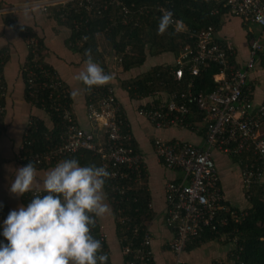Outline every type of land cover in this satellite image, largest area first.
I'll list each match as a JSON object with an SVG mask.
<instances>
[{
  "label": "built area",
  "instance_id": "2783aa9c",
  "mask_svg": "<svg viewBox=\"0 0 264 264\" xmlns=\"http://www.w3.org/2000/svg\"><path fill=\"white\" fill-rule=\"evenodd\" d=\"M115 1L121 8L120 18L122 23L130 21L132 10L120 0ZM230 9V13L244 20L249 19L264 28V0H220ZM103 0H36L29 1L16 7L4 8L3 12H13L17 9H40L43 12L53 8L58 13V18L64 20L72 9L84 8L87 11L96 10L98 3ZM98 5V9H99ZM103 7H107V3ZM78 9V10H77ZM158 11L162 20L171 24L177 30H183L185 25L177 20L170 9L159 5ZM146 8L141 7L138 14H143ZM87 21V18H86ZM76 30H79L81 21H73ZM70 30V29H69ZM189 36L195 39L194 45L185 46L179 58L174 75L177 80L184 76V65L189 66L190 74L197 76L203 68L215 63L220 70L214 75L218 86L211 92L188 91L180 94L173 93L167 101L154 102L152 106H141L138 113L147 118L157 128H170L175 126L191 127L192 123L187 118L194 113V107L203 114L206 125L205 145H195L181 139L157 138L153 142V151L158 156L161 164L168 170L181 172L179 178L169 179L165 184V223L173 231V239L169 249L173 255L172 264H189L184 261L183 254L187 246L196 239H201L210 233L217 239L227 240L232 245L231 259L233 264H246L240 260L243 246L239 242L237 228L221 232L222 228L229 225L228 215L238 222L246 216L247 212L237 214V209L226 204L214 152H222L232 156H240L244 152L251 153L252 158L242 162L240 176L245 196L249 199L255 186L264 185V135L261 132L264 126V97L255 105L251 91L247 88V79L256 66V56L264 52V38L262 36L252 40L248 59L244 67H238L231 61L235 50L230 42H218L212 27L204 30H191ZM28 49L32 47L33 65L24 68L27 73L28 102L46 111L49 108L58 113L60 120L50 128L57 127L58 141L47 150L30 152L18 157L19 161L29 160L37 167L46 164L52 165L68 155L81 150H90L101 158V164L96 168V173L107 181V187L112 192L117 190L124 193L128 187L124 180L135 174V182L146 175L145 155L137 150L133 144L134 139L130 124L125 117L123 108L118 100L115 87L112 84H99L90 80L88 100L86 102V119L89 128L82 127L73 115L72 108L63 100L60 89L63 81L58 71L53 67H46L42 59L39 62L41 49L36 39L27 35L25 37ZM88 37L84 34L76 38L73 43L82 46ZM38 69L37 74L32 69ZM38 74L42 75L37 81ZM44 92H47V96ZM3 94L0 85V96ZM0 110H3L0 107ZM39 118L31 116L25 130L24 137L18 148V154L25 150L31 142L27 137L32 129L37 128ZM130 189V188H128ZM26 196L31 207L39 206L43 211L46 222L62 221L71 207L79 209L78 218L72 220V233L66 242L70 248L78 251V244H84L92 252H96L93 242V224L99 229L95 206H88L85 198H80L78 191L74 199H70L60 190L34 189ZM55 198L52 202L50 198ZM37 206H36V204ZM71 203L74 205L71 206ZM130 218H120V223L126 225ZM82 227L84 231L80 230ZM128 228V227H127ZM139 234L138 226L133 235L120 236L122 251L129 255L127 264L154 263L152 248L153 233L145 227ZM65 238V235H62ZM30 238L21 234L16 240L17 249L13 258L21 264L24 257L29 254ZM99 240L104 241L105 236L100 231ZM89 252H85L82 260H87ZM94 258V256H93ZM217 264H222L216 259Z\"/></svg>",
  "mask_w": 264,
  "mask_h": 264
},
{
  "label": "crops",
  "instance_id": "0c3cea01",
  "mask_svg": "<svg viewBox=\"0 0 264 264\" xmlns=\"http://www.w3.org/2000/svg\"><path fill=\"white\" fill-rule=\"evenodd\" d=\"M29 1L36 0H0V58L2 59L0 83L3 89V94L0 96L3 103L0 105L3 108L0 110V208L2 211L0 234L4 235L15 226L22 225L27 226L34 235V246L22 259L21 264H85L86 260H82L74 249L61 242L59 237L65 226L49 224L43 214L38 212L36 207L25 203L23 198L24 193L40 189L60 190L70 199H74L81 190L91 197L101 225L99 233L101 231L105 236V240L102 241L105 247L102 248L101 243L96 247L97 260L104 264H127L119 239L125 225L120 223V218L118 220L115 218L104 180L95 172L96 170L87 167L84 161L83 164L78 162L80 158L77 156L64 158L44 168L29 167L18 160V148L29 118L35 116L44 120L50 127L52 121L47 111L29 103L26 97L22 71L28 58L29 49L25 37L29 33L24 32L22 35L13 25V21L17 26L30 27L34 35L42 41V58L61 76L64 91L70 93L72 112L82 127H90L86 119L88 82L95 80L99 84L108 83L115 87L137 148L145 155V183L153 211L145 222L146 227L153 233L154 264H172L173 255L169 243L174 234L165 223V184L169 179L179 178L181 172L168 170L161 164L153 151V142L157 138L181 139L204 146L206 125L204 121H194L191 127L157 128L138 113V108L152 105L158 100L167 101L173 93L155 87L146 95L132 94L122 84L123 81L135 78L154 66L173 64L177 58L172 53L149 55L141 66L124 71L121 66L114 67V54H107L112 49L101 36L99 49L104 52L110 69L108 74H105L98 62L85 59L83 54L69 46L67 38L70 37V30L57 18L53 8L47 12L40 9L20 8L13 12L1 13L4 8L16 7ZM243 21L244 19L240 17L227 14L222 28L217 32L219 38L225 43L230 42L233 46L235 50L233 57L239 67H244L249 56V39ZM250 30L264 38L263 27L255 30L250 26ZM258 59L247 79V88L251 91L255 105H258L264 97V67ZM261 132L264 135V126ZM246 153L248 154L244 152L242 155ZM242 155L232 156L214 152L224 197L226 202L236 209L249 206L240 176V167L244 159ZM231 250L232 245L223 239L215 237L201 239L200 242L186 249L183 259L189 264H217L216 259L222 264H233Z\"/></svg>",
  "mask_w": 264,
  "mask_h": 264
},
{
  "label": "trees",
  "instance_id": "16d2710c",
  "mask_svg": "<svg viewBox=\"0 0 264 264\" xmlns=\"http://www.w3.org/2000/svg\"><path fill=\"white\" fill-rule=\"evenodd\" d=\"M122 4L127 5L131 10L130 21L126 24L122 23L120 18L121 7L112 0H103L99 2L100 6L96 5L97 9H92L87 11L86 9L78 8L76 11L72 9L69 15L61 20L57 18L70 29V37L67 38L69 46L83 54V57L87 60H93L98 62L105 74H108L109 64L105 60V54L99 49L100 37L103 38L107 45L112 49L111 52L107 54H114V67L121 66L124 71H129L134 67L141 66L147 56H159L163 53H172L176 58H179L185 46L188 44H193L195 39L189 36V31L204 30L212 27L214 30V35L218 42L225 43L224 40L217 36V32L222 28L225 22V16L230 13V9L224 5L222 1L219 0H120ZM107 3V7H103ZM162 5L167 9H170L175 18L185 25V28L177 30L171 24L162 20L158 11V6ZM141 7H145L146 10L143 14H138L137 11ZM54 10V9H53ZM55 11V10H54ZM87 18V21H86ZM13 20V18H8ZM81 21L79 30H76L73 21ZM16 29L23 35L24 32L29 33L30 37H33L37 41V45L41 49L42 41L38 39L32 32L30 27L27 26H17L12 21ZM252 22L249 19L243 21V25L246 27L247 36L249 41V51L251 47V42L253 38L259 37V33L252 32L250 30V24ZM254 23V22H253ZM88 37L87 41L82 46H76V38H80L82 35ZM258 34V35H257ZM262 34V33H261ZM234 56V55H233ZM231 57V61L235 62V57ZM32 47L30 46L28 52V58L26 61V67H31L33 65ZM262 66L264 67V52H259L256 56ZM42 54H40L39 62L42 63ZM256 59V60H257ZM2 59L0 58V66ZM238 66V63H236ZM46 67H50L46 64ZM239 67V66H238ZM177 65L166 64L154 66L149 71L140 74L135 78H131L123 81V87L132 94L146 95L149 94L155 87L164 90L167 93L188 91H204L209 93L213 91L217 86V82L214 80V75L219 72V65L212 63L208 67L203 68L201 73L197 76H192L190 74L189 66L184 65V76L182 79L177 80L174 71ZM37 74L38 69L32 68ZM23 77L25 81V94L28 98V87L26 84L27 73L23 68ZM37 81H41L42 75L38 74ZM1 85V83H0ZM89 89V83L87 85ZM65 88H61L60 92L62 94L63 100H65L69 107H71V97L70 93L64 91ZM47 96V92H44ZM0 105H3L2 98H0ZM152 106V105H149ZM1 107V106H0ZM38 107V106H37ZM194 113L191 114L187 121L193 123L194 121H203V114L193 106ZM46 111L50 116V119L54 124L60 120L58 113L50 110L49 101L46 105ZM74 115V113H73ZM75 117V115H74ZM36 130L32 129L29 133L27 140L31 143L26 145L25 150L17 155L19 157L23 154H29L30 152H37L47 150L49 147L54 145L58 141V129L54 127L47 126L44 120L38 119L36 121ZM133 146L138 150L137 143L135 139L132 140ZM247 155V156H246ZM74 156L80 158L78 162L83 164L85 162L86 166H90L93 170L101 164V158L99 155L95 154L90 150H81L75 154L68 155L64 158L70 159ZM243 156V161L245 162L250 159L251 154L246 153ZM24 165L33 168H44L48 166L43 164L37 167L33 162L29 160L20 161ZM137 176L132 174L128 180H124V185L130 189H126L124 193L112 192L109 187H107V181H104V185L107 191L108 198L113 206V212L117 220L121 217L130 218V222L127 223L121 231L122 235L132 236L134 229L138 226L139 234L141 235V229L146 227V219L148 216L152 215V208L150 207L149 196L146 187V176L139 180V184L135 182ZM250 193L248 203L249 206L246 208L238 209L237 214L240 215L242 212H247L246 216L241 218L238 222L234 221V217L228 215L229 225L226 228H222L221 232L231 231L237 228V234L239 235V242L243 246V250L240 255V260L246 264H264V185L255 186L251 191L246 192L248 195ZM28 194L24 193V201L30 206L33 201L27 200L26 196ZM85 198V202L88 206H94L91 197L86 193L80 194V198ZM55 198L51 197V202ZM36 204V203H35ZM228 204V203H226ZM74 204L71 203V206ZM37 206V204H36ZM37 211L43 214V211L37 206ZM79 209L71 207L68 213L62 221L50 222L49 224L53 226L64 225L62 233L60 234L61 242L70 247L66 242L70 237L74 238L76 234L72 233L71 225L69 224L72 220L78 218ZM1 208H0V231L2 229L1 223ZM97 215V212H96ZM93 242L96 246L101 243V247L104 248V242L99 240V228L96 224H93ZM128 227V228H127ZM80 230L84 231L82 227ZM21 234H25L26 237L30 238L28 247L29 251L32 250L35 238L27 226L17 225L12 230L4 235L0 234V264H17L16 260L13 258V253L20 247H17L16 240ZM65 235L63 238L62 235ZM214 235L210 233L205 234L201 239L207 240L208 238H213ZM201 239H196L191 243L188 248L192 245L200 242ZM227 241V240H224ZM77 255L81 257L86 251L90 253V256L85 261V264H104L97 260V253L87 250L88 248L84 244H78ZM94 256V258H93ZM126 261L130 260L129 255H125ZM154 264V263H151ZM239 264V263H237Z\"/></svg>",
  "mask_w": 264,
  "mask_h": 264
},
{
  "label": "rangeland",
  "instance_id": "374dc122",
  "mask_svg": "<svg viewBox=\"0 0 264 264\" xmlns=\"http://www.w3.org/2000/svg\"><path fill=\"white\" fill-rule=\"evenodd\" d=\"M251 28L255 29V30H259L260 29V25L256 24V23H251L250 24Z\"/></svg>",
  "mask_w": 264,
  "mask_h": 264
}]
</instances>
